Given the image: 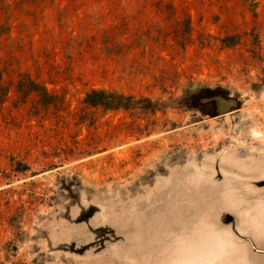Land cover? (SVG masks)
<instances>
[{"label":"rangeland","instance_id":"1","mask_svg":"<svg viewBox=\"0 0 264 264\" xmlns=\"http://www.w3.org/2000/svg\"><path fill=\"white\" fill-rule=\"evenodd\" d=\"M0 264H264V0H0Z\"/></svg>","mask_w":264,"mask_h":264}]
</instances>
